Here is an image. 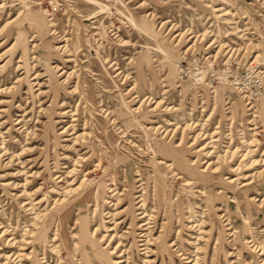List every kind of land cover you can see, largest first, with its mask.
I'll return each mask as SVG.
<instances>
[{"label":"rangeland","instance_id":"1","mask_svg":"<svg viewBox=\"0 0 264 264\" xmlns=\"http://www.w3.org/2000/svg\"><path fill=\"white\" fill-rule=\"evenodd\" d=\"M0 264H264V0H0Z\"/></svg>","mask_w":264,"mask_h":264}]
</instances>
